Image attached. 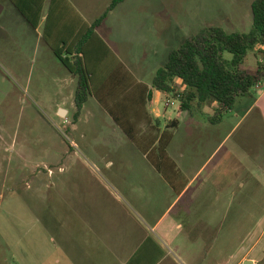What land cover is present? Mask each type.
I'll return each mask as SVG.
<instances>
[{
  "label": "rangeland",
  "instance_id": "rangeland-1",
  "mask_svg": "<svg viewBox=\"0 0 264 264\" xmlns=\"http://www.w3.org/2000/svg\"><path fill=\"white\" fill-rule=\"evenodd\" d=\"M77 1L87 24L112 2ZM252 2L127 0L110 14L101 35L129 76L135 72L141 81L152 83L169 53L190 36L210 27L249 34ZM5 3L0 0V11ZM49 27L44 22L36 34L32 24L8 12L0 17V264H48L45 250L57 242L65 204L101 211V220L107 218L111 226L128 227L140 220L152 227L174 197L163 180L146 181L158 174L95 97L74 124L77 81L51 50L45 37ZM256 54H249L241 70L257 71ZM224 58L232 56L226 53ZM170 98L169 108L160 97L149 115L153 121L160 115L162 134L171 135L168 154L186 167L181 180H189L230 135L197 187L223 157L229 166L224 172L232 178L239 164L234 177H245L249 184L229 201L216 199V192L209 199L205 192L194 201L187 196L164 217L166 237L150 229L151 238L162 247L167 264H194L197 259L200 264H239L260 240L249 257L264 264V186L254 183L251 172L252 162L264 168V124L257 114L239 125L237 119V107L244 109L250 98L240 99L219 120L214 101L201 107L194 102L190 112L179 113L180 100ZM62 109L67 111L64 116ZM173 121L178 125L171 127ZM46 218L52 224L47 231Z\"/></svg>",
  "mask_w": 264,
  "mask_h": 264
},
{
  "label": "crops",
  "instance_id": "crops-1",
  "mask_svg": "<svg viewBox=\"0 0 264 264\" xmlns=\"http://www.w3.org/2000/svg\"><path fill=\"white\" fill-rule=\"evenodd\" d=\"M20 1L22 2L23 6L29 8L27 13L30 17V22L10 0H6V3L3 4V8L0 11V17L8 12L13 18L21 20L22 22L30 24L40 23L38 28L34 29V32L37 34L40 26L46 22L47 18L49 17L50 10H52L50 14L52 23L48 29V33L55 40V34L59 36L62 32L64 34L66 31L64 34L66 35L64 39L70 46H74L80 35L84 33L86 26H90L93 23L87 24L83 14L80 11V3L77 0ZM117 8L110 14L114 13ZM106 21L98 29V37H91V43L87 50L88 59L90 60V69L92 74L95 76L96 88L100 90L103 98L106 99L110 105L115 106L124 104V106H127L125 108L128 119H140L141 121H146L148 120L147 114L149 115L150 113L149 107L156 106L160 97L165 98L166 95L162 94L161 92H155L153 103L147 104V101L145 100L146 96H144L145 93L141 86L151 87L152 83L141 81L139 77L135 76V72L132 73L133 76H128L125 71L121 70L117 61L111 59L108 53L106 55V51H103V55H101L100 51L103 47L102 44H104L108 50L114 53L101 35V31L103 30ZM54 25H56V27H54ZM114 55L119 60V62H121V59L115 53ZM67 80L68 78L65 80V82ZM115 84H119L120 90L124 89V91L118 95H113L112 93L116 87ZM249 98L251 103L245 106L244 109L243 107L236 106L237 104H241L239 103L240 101H238L234 107L238 108L237 114L242 116L241 118H239V115L237 116V119H239L238 125L248 120L253 114H257L264 124V83L256 87L254 90V95ZM216 106V104L212 105L213 108ZM118 110H123V108ZM149 117L151 118V115H149ZM159 117L160 115H157L154 119L158 121ZM141 124V135L146 134L148 130H151L153 127L150 125L148 126V123L144 124L143 122ZM118 128L121 130L119 126ZM229 136L230 135L227 136L225 141ZM224 142L212 152L209 160L205 162L201 168H198L197 171L194 170L189 175L190 178L187 181L181 180L182 175H187L185 174L186 167L179 165L174 160V158L170 156V158L176 164L177 171L179 173V178L176 183L178 192L169 184L166 178L152 166L150 161L146 159L152 170H154L153 172L158 174L152 176V178L147 177L146 181L148 182L153 179L155 183H158L159 180H163L162 182H166L174 194L173 200L170 206L167 208V211L159 220L153 221L152 227L140 220L136 221L134 225H130L128 227L119 228L115 221L114 224L117 226H111L107 218L105 221L103 219L101 220V211H82L80 210V206L68 207V204H65V207L63 206L61 211L60 227L58 228L59 230L56 231L57 242L50 244V248L48 246V249L45 250L49 254V256L46 257L47 263L130 264L134 260L135 264H167L165 253L161 249L162 247H160V245L151 238L152 236L150 229L151 231L159 232L162 237H166L165 230L163 231L162 226L165 222L164 217L173 207V205L176 204L177 206L178 204L182 203L184 198L187 196H189L190 201H194L203 192L206 194V199L211 198L213 193L216 192V199L219 198L222 201H229L230 197L234 198L238 194H241L238 190L244 191L247 184H249V180H247L245 177H234V175L238 174L237 171L240 168L239 164L237 167H233L234 171L232 178L228 171L224 172L227 170V168L229 169V166L224 162L226 157H223L220 162L211 168L207 176L200 182V186L197 187L203 170L205 167L207 170V167H209L208 163H212L210 160L216 155L220 147L224 145ZM180 158L182 159L183 155H180ZM252 163L253 168L251 172L254 173V178L252 180H254V183L257 182L260 186H264L263 166L260 165V163ZM242 169H244V167H242ZM215 175L218 179H216ZM206 211L210 210L207 208ZM241 211H244L243 208ZM53 216H55L54 213ZM36 222L38 224L40 220L37 219ZM47 224H49V226L52 225L48 218H46V231ZM207 229H210V227L208 226ZM119 233H121V235H119ZM49 236H51V240H54L52 233H50ZM259 241L253 244L247 254L242 256L239 264H242L246 261H252L253 264H257V261L250 258L249 256L252 254L251 252L255 249V247L259 245ZM54 255L58 257L55 261L52 259L54 258ZM49 257H51V259ZM194 264H200L198 259L197 261L195 260Z\"/></svg>",
  "mask_w": 264,
  "mask_h": 264
},
{
  "label": "trees",
  "instance_id": "trees-1",
  "mask_svg": "<svg viewBox=\"0 0 264 264\" xmlns=\"http://www.w3.org/2000/svg\"><path fill=\"white\" fill-rule=\"evenodd\" d=\"M10 1L30 22L27 13L29 8L23 6L20 0ZM126 1L112 0L102 16L90 26H86L84 33L80 35L74 46H70L64 39L66 31L59 36L55 34V40L57 38L60 40L58 43L48 33L49 28L46 30L45 37L50 41L55 57L77 79L74 124L79 121L84 105L91 97H95L99 103L105 105L125 135L136 142L137 147L142 150L152 166L178 192L176 183L179 173L176 164L168 154L171 135L166 132L161 134L159 121H153L148 114L146 121L130 120L125 108L127 106L110 105L96 88L95 76L90 69L87 50L91 37H98L97 31L105 23L109 14ZM51 12L52 10L50 14ZM50 14L45 22L48 26L52 23ZM251 16L253 29L249 34L227 33L221 28L210 27L190 36L178 49L171 51L165 67L155 74L151 87L141 86L147 104L153 103L155 92L175 98L180 95L179 113L190 112L194 102L201 107L214 101L217 104L216 117L219 120L222 114L234 109L240 99L252 97L256 87L264 83V0H253ZM31 24L36 29L40 23ZM102 45L104 48L102 47L100 51L101 55L103 51H106V55L108 53L111 59L117 61L121 70L125 71V67L116 56L104 44ZM255 50H257V71L251 73L241 70L249 54ZM226 53L232 56L231 60L224 58ZM126 73L129 76V73ZM115 86L113 95L124 91V89L120 90L119 84ZM120 108L123 110H118ZM143 122L153 127L146 134L141 135L140 126ZM171 124V127H175L178 121H173ZM130 264H135V261L133 260Z\"/></svg>",
  "mask_w": 264,
  "mask_h": 264
},
{
  "label": "built area",
  "instance_id": "built-area-1",
  "mask_svg": "<svg viewBox=\"0 0 264 264\" xmlns=\"http://www.w3.org/2000/svg\"><path fill=\"white\" fill-rule=\"evenodd\" d=\"M176 98L180 100L181 96L178 95ZM165 100H166L165 106L169 108V106L172 105V99L170 98V96H165Z\"/></svg>",
  "mask_w": 264,
  "mask_h": 264
},
{
  "label": "water",
  "instance_id": "water-1",
  "mask_svg": "<svg viewBox=\"0 0 264 264\" xmlns=\"http://www.w3.org/2000/svg\"><path fill=\"white\" fill-rule=\"evenodd\" d=\"M60 112V115L61 116H64V115H66L67 114V111L66 110H60L59 111ZM244 264H253V262L252 261H246Z\"/></svg>",
  "mask_w": 264,
  "mask_h": 264
}]
</instances>
